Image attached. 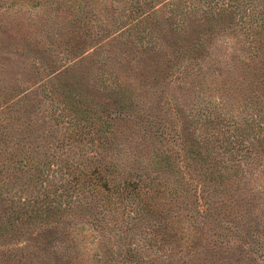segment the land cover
Instances as JSON below:
<instances>
[{
  "label": "rangeland",
  "instance_id": "1",
  "mask_svg": "<svg viewBox=\"0 0 264 264\" xmlns=\"http://www.w3.org/2000/svg\"><path fill=\"white\" fill-rule=\"evenodd\" d=\"M65 2L0 0V264H264V50L230 32L264 22V0ZM201 28L198 68L180 72L167 46ZM74 111L81 137L62 140ZM70 145L113 164L96 210L65 196L46 209Z\"/></svg>",
  "mask_w": 264,
  "mask_h": 264
},
{
  "label": "trees",
  "instance_id": "2",
  "mask_svg": "<svg viewBox=\"0 0 264 264\" xmlns=\"http://www.w3.org/2000/svg\"><path fill=\"white\" fill-rule=\"evenodd\" d=\"M53 1H55L54 7L57 10L55 8L54 9L56 12H58L59 10L67 6L65 0H53ZM172 3H175V1ZM172 5L171 7H173ZM80 6L82 5L79 3L77 5V8H79ZM174 11H175L174 9L170 8V13H174ZM210 15L212 16V14ZM251 17H252V14L241 15L240 20L238 19V22L236 24L233 23L236 26L230 27L232 29V30L230 29V32L237 36L241 35L244 41L246 42L245 45L247 44V50L248 52H250V56L253 59H257L260 56L261 51L264 50V22H261L260 24L254 27H253V24H251V26L249 27L244 26L250 23H254V21H251ZM206 21H209V19H207ZM179 25L177 26L178 27L177 29H180L181 26ZM206 26L208 25H204L205 29L210 32L212 28H210V25L207 28ZM177 29L170 30L171 34L174 35ZM199 31L201 35L199 33H196V31L194 30L192 33V36L195 35V38L188 39L186 43H184V45L182 43H176V41L178 40V37L176 35L175 38H173L175 43L167 46V48H169V46L173 47V53H174L173 57L174 58L176 57L175 59L178 60L181 65L180 72L187 69L188 67H186L185 65L189 66L190 63H192V61L194 62L196 61V62L193 63V65L191 66L197 67L196 63L200 62L199 60H201L199 59V55H197V57H193L195 54H197L196 51H199L200 48H202L205 45L204 39H206V35L203 33L204 29L201 28L199 29ZM159 48L160 46L156 48L154 47V49L156 50H159ZM166 50L169 51V49H166ZM168 54L169 53L167 52L165 53L164 55L165 59L166 57L168 58ZM33 55L36 56V53H34ZM189 58H191L190 60L192 61H189ZM175 63L177 64V62ZM174 67L175 66L170 65L168 66V70H171ZM191 68L192 69L190 72H197V70L200 69V66H199V69H197L198 67L196 69L195 67H191ZM63 77L64 76H62L60 73H57L55 74L53 78V82L50 79L46 83L47 85L45 86V88H47V90H45L46 92L45 96L53 99V94H54L53 84L56 83L57 81H61ZM79 85L80 84H78L77 80H72L69 83L65 82V88H67V91L64 94V97L71 98V94L74 91H78ZM108 93H110L108 98L110 99L112 107L116 109V113L118 109L120 112L122 110V107H120L119 103L121 100H123V98L121 94L118 93V89L113 88V91H108ZM63 107H65V105ZM50 116L51 118H61L65 120L64 113L62 112L61 109H59L58 113L54 112ZM107 116L113 117L114 113L109 112ZM66 122H67V126L65 127L63 131L62 140L70 138L73 142L77 141V138L81 137V136H78L79 126H77V123H80V122L78 120L77 112L74 111V114L71 115V117L67 118ZM103 123H105V120H103ZM93 142L94 141H90V142H87V144H89L90 147L92 148L93 146H95V149L96 148L103 149L107 145L106 141H102L101 144H98V145H94ZM62 143L63 142H60L59 145L65 148L64 144ZM73 148H75L73 145H70L68 148H66L69 151L67 158L61 159L59 156H55L56 159L54 162H56V164L50 163L49 171L51 169L54 176L61 173L60 178L54 183L53 196L51 200L49 201V204L46 205V209L51 210V212H55V211L59 212V210L62 207L61 200L64 196L65 198L71 197L73 198V200L78 199L76 202L84 203V207L88 211L96 210L99 206L97 204L92 206L90 201L87 200V197L91 196L94 199H97V203H99L101 200L104 202L106 198L110 197L113 191V189L110 186V181L113 180V177H111V174H112L111 168L113 164L111 163V161H108L106 155L99 152L98 153L99 157L95 159V157H90L89 154L85 155L80 152L78 154L75 152L71 154V152H73ZM79 154H83L84 161L77 162L76 158L78 157ZM60 164H63V166H59ZM64 179H66L65 185L61 183L62 180ZM60 188L62 189V191H60ZM63 191H64V194H63ZM69 202L70 201H67L65 204H63V206L65 207L67 204H69ZM83 240H84V236H82L81 242H83ZM111 247H108V248H111ZM108 248H105L104 251H106ZM76 249L77 250L73 252L74 255L72 257L76 258L77 253H78V256L83 255L81 252H79V249L77 246H76ZM89 249H90L89 251H91L92 261H97L101 259L100 254L96 252L94 253L91 247ZM115 251L116 250L114 248L110 249V252H115Z\"/></svg>",
  "mask_w": 264,
  "mask_h": 264
}]
</instances>
